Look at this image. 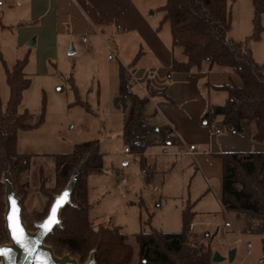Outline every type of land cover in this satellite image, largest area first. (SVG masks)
Here are the masks:
<instances>
[{"label": "rangeland", "instance_id": "374dc122", "mask_svg": "<svg viewBox=\"0 0 264 264\" xmlns=\"http://www.w3.org/2000/svg\"><path fill=\"white\" fill-rule=\"evenodd\" d=\"M1 1L4 3L0 7V107L3 110L9 95L3 62L10 68L25 45L16 43L15 28L2 26L7 23L10 2ZM147 1L156 5L146 11L147 16L154 23L157 20L160 22L163 13L158 7L165 0ZM227 6L231 16L228 35L234 40L244 41L253 30L252 2L227 0ZM164 22L161 24V34L168 37L169 22ZM260 23L264 28V11ZM124 36L116 30V33L110 34L104 31L98 38L112 45L114 40H124ZM104 43L98 41L94 51H88L87 46L84 50L80 49L77 41L76 52H70L75 48L72 44L60 51L58 59L53 60L56 62L55 68L51 67L50 57L44 61L45 70L35 67L25 70L30 86L23 92L18 110L22 112L27 109L33 122L41 116L43 101L45 110L37 127L17 133V151L32 154L26 173L28 185L22 188L24 196L18 192L15 173L7 161L1 159L0 245L14 246L5 230L4 218L11 198H18L23 224L33 233L35 223L48 214L54 200L50 202L40 189L41 175L51 179L45 186L47 189L53 184V154L69 153L76 143L97 140L103 153V167L102 172L87 177L88 217L93 228L99 225L120 227L133 248L131 264H138V245L134 234L150 231L151 228L163 232L181 231L182 211L188 203H194L192 221L197 223L194 230H207L213 234V252L218 251L221 256L227 257L230 250L236 251L232 262L225 259L216 264H257L261 257L260 236L245 232L243 215L222 208L216 198L218 196L211 190L207 191V183L187 155L166 154L160 149L157 154L143 158L124 150L126 144L122 138V128L125 113L114 103L119 85V60ZM249 46L254 60L264 63V29L260 38L250 41ZM126 74L129 76L128 71ZM70 78L73 79L77 96ZM150 141H153V135ZM150 162L154 163L151 168ZM82 164L83 161L78 167ZM72 183L73 178L62 190L69 191ZM212 185L216 183L212 182ZM62 190L53 194L54 197L61 195ZM204 191H207V195L201 196ZM226 222L231 223L230 227H226ZM238 236L252 242L251 256L245 257L244 244L236 241ZM50 247L55 255L80 263L74 254L65 249H58L57 252L54 246Z\"/></svg>", "mask_w": 264, "mask_h": 264}, {"label": "trees", "instance_id": "16d2710c", "mask_svg": "<svg viewBox=\"0 0 264 264\" xmlns=\"http://www.w3.org/2000/svg\"><path fill=\"white\" fill-rule=\"evenodd\" d=\"M253 6L252 34L244 41L232 39L231 16L227 0H165L160 9L162 22L168 21L172 45L181 49L183 60L172 59L171 70L188 72L203 62L227 67L242 80L241 86L221 85L216 89L227 92L220 105H211L203 118L211 124L221 117L224 125L231 126L232 133L241 132V122L247 119L252 127V138L264 142V63L254 60L249 42L260 38L263 27L260 19L264 0H251ZM29 55L16 60L11 68L4 65L9 95L3 110L0 107V164L7 161L17 180L19 193L27 187L26 173L32 154L19 153L16 149L17 133L37 127L44 116L33 122L27 109L19 112L23 92L30 86L25 75ZM126 69L119 67V85L114 103L125 113L122 138L134 156L142 157L150 145V137L158 136L160 144L172 143L174 137L168 126L155 128L145 118L146 96L135 93L127 84ZM70 84L77 96L73 79ZM81 102V101H80ZM85 104V102H81ZM223 163L221 204L227 211L243 215L245 230L260 236L261 257L264 264V150L251 152L218 153ZM54 176L41 175V191L50 202L73 178L69 202L59 211L60 223L47 234L45 244L65 249L74 254L80 263L92 256L95 264H131L133 248L120 227L99 225L92 227L88 217L87 177L102 172L103 153L98 141L76 143L69 153L53 154ZM83 161L82 166L79 164ZM1 176V165H0ZM0 183V191H1ZM193 203L182 211V229L179 232H163L155 228L134 234L138 245V264H213L211 240L208 231L190 229ZM6 230V229H5ZM7 231V230H6ZM2 238V236H1ZM58 252V251H57Z\"/></svg>", "mask_w": 264, "mask_h": 264}, {"label": "crops", "instance_id": "0c3cea01", "mask_svg": "<svg viewBox=\"0 0 264 264\" xmlns=\"http://www.w3.org/2000/svg\"><path fill=\"white\" fill-rule=\"evenodd\" d=\"M8 1L7 23L2 26L15 28L16 43L25 45L21 55L15 59L16 62L25 54L29 55L25 70L28 67L45 70L44 61L50 57L51 67L55 68L53 60L58 59L60 51L72 44L76 52L77 41L80 49L87 46L88 51H94L96 42L104 43L102 38H98L104 31L110 34L117 30L126 35L124 40H114L112 45L108 41L104 44L113 50L119 67L123 66L129 76L135 78L137 83L131 89L148 98L144 112L147 121L155 128L168 126L174 137L172 143L164 145L153 134V144L142 157L157 154L160 149L166 154L187 155L207 183V191L211 190L218 196L216 198L222 206L223 163L217 154L264 150V142L253 140V127L247 119L241 122V132L232 133L231 126L224 125L222 118L216 117L212 124L221 131L211 135L209 124L203 118L211 105H220L226 100L227 92L216 89V86L242 85L238 74L209 62H203L188 72L172 71V59L183 60L184 56L180 48L172 45L170 25L169 36L166 37V34H161V24L165 22L161 19L154 23L147 16L146 11L156 6L147 0ZM3 5L1 2L0 7ZM30 42L34 45H29ZM191 144L195 146L193 154L179 152ZM151 162L150 168L154 164ZM212 182L216 185L213 186ZM207 191L201 196L207 195ZM192 223L191 229L194 230L197 223ZM204 231L207 230L197 232Z\"/></svg>", "mask_w": 264, "mask_h": 264}, {"label": "water", "instance_id": "95a60500", "mask_svg": "<svg viewBox=\"0 0 264 264\" xmlns=\"http://www.w3.org/2000/svg\"><path fill=\"white\" fill-rule=\"evenodd\" d=\"M29 45H34V43L30 42ZM71 52H73V49L71 50ZM71 187L69 191L66 190L68 192V200L66 203L69 202ZM63 192L65 191L62 190L61 194ZM56 197L57 196L54 197L52 204L55 203ZM13 200L16 202V207L19 209L18 215H19L21 227L24 229L25 245L27 247L22 246L12 236V230L10 227V221L8 217L13 212V205H12ZM66 203H64L61 206V208ZM51 206L49 208L48 214L43 218V220L35 223L36 230L33 233H31L26 229V227L23 224L22 217H21V205L19 203L18 198L15 196L11 198L8 208L4 214V218H5V227L7 230V234L14 246L0 245V248L10 250L9 255L7 257L0 255L2 264H40V262H44V264H95L92 256H89L88 260L84 263H77L75 260L69 257H62V258L57 257V255L53 253L51 247L45 244V238L47 234L53 229L55 225H58L60 223L59 211L61 208L58 210V213H57V219L59 223L54 224L51 230L47 232L43 228L40 227V225L43 224L44 221L50 215ZM29 250H31V255H29ZM234 258H235L234 250H230L228 252L227 257L221 256L218 251H214L212 254V261L215 263L221 262L225 259H227L229 262H232Z\"/></svg>", "mask_w": 264, "mask_h": 264}, {"label": "snow or ice", "instance_id": "6c2138e0", "mask_svg": "<svg viewBox=\"0 0 264 264\" xmlns=\"http://www.w3.org/2000/svg\"><path fill=\"white\" fill-rule=\"evenodd\" d=\"M67 200H68L67 191L63 192L61 195L55 198V203L52 204L51 206L50 215L44 221V223L40 225V227L43 228L46 232L50 231L54 224L59 223L57 219L58 210L61 208V206L64 203L67 202ZM12 205H13V212L8 217L10 221V227L12 230V236L22 246L27 247L25 245L24 229L21 227L20 219L18 215L19 209L16 207V202L14 200L12 201ZM9 251L10 250L0 248V255L7 257L9 255ZM29 255H31V250H29ZM40 264H44V262H40Z\"/></svg>", "mask_w": 264, "mask_h": 264}, {"label": "built area", "instance_id": "2783aa9c", "mask_svg": "<svg viewBox=\"0 0 264 264\" xmlns=\"http://www.w3.org/2000/svg\"><path fill=\"white\" fill-rule=\"evenodd\" d=\"M1 0H0V4H1ZM110 57V56H109ZM136 80L133 76H128L127 78V84L131 87L132 85L136 84ZM209 128H210V134H217L219 133L221 130L219 128H217L214 124H209ZM194 150H195V146L193 144L189 145L188 147L186 148H182L179 150L180 153H185V154H193L194 153ZM125 151H128V148H125ZM226 226H230L231 223L230 222H226L225 224ZM190 229L193 227V223H191L189 225ZM247 234H251V231L250 230H246L245 231ZM237 242H241L244 244V247H245V257H248V256H251L252 254V250H253V244L251 241H244L243 237L241 236H238L237 239H236ZM0 264H2V261L0 259ZM213 264H216L215 262ZM257 264H263V258L260 257L258 260H257Z\"/></svg>", "mask_w": 264, "mask_h": 264}, {"label": "bare ground", "instance_id": "6f19581e", "mask_svg": "<svg viewBox=\"0 0 264 264\" xmlns=\"http://www.w3.org/2000/svg\"><path fill=\"white\" fill-rule=\"evenodd\" d=\"M57 257H59V256H57Z\"/></svg>", "mask_w": 264, "mask_h": 264}]
</instances>
